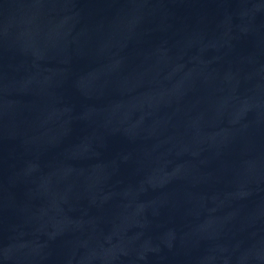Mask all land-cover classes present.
Wrapping results in <instances>:
<instances>
[{"label": "water", "instance_id": "obj_1", "mask_svg": "<svg viewBox=\"0 0 264 264\" xmlns=\"http://www.w3.org/2000/svg\"><path fill=\"white\" fill-rule=\"evenodd\" d=\"M0 264H264V0H0Z\"/></svg>", "mask_w": 264, "mask_h": 264}]
</instances>
